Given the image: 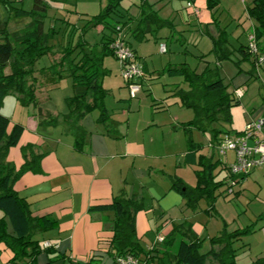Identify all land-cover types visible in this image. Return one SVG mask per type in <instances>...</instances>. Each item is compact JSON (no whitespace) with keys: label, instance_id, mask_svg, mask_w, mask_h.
<instances>
[{"label":"trees","instance_id":"1","mask_svg":"<svg viewBox=\"0 0 264 264\" xmlns=\"http://www.w3.org/2000/svg\"><path fill=\"white\" fill-rule=\"evenodd\" d=\"M13 1L15 0H0L8 13L7 18L0 23V212H2L0 243L6 244L14 253L6 264H38L37 257L41 252L55 255L57 250L53 244L42 245L35 235L57 228L58 221L49 215H34L31 204L19 194L14 184L28 171H41V162L46 152L37 151L35 144L30 143L23 147L25 162L20 169L6 161L8 150L19 144L25 127L16 123L10 129L11 120L2 112L5 98L8 95H15L22 105L34 107L40 126L56 125L62 117L74 135V147L83 151L89 136L83 120L92 112L98 110L97 121L106 124L109 131L116 130L113 125L115 121L105 102L108 90L103 86V79L111 73L104 65V58L108 54L117 58L112 44L118 33L122 31L124 43L131 47L137 61L140 62L131 40L144 42L151 37L157 39L162 29H171L174 24L171 18L161 16L150 0H139V12L135 15L121 8L123 0H106V6L101 12L87 18L83 26L78 27L79 33L76 38L70 40V37L66 44H61L52 42L59 32L57 25L45 28L51 0H33L32 9L15 6L12 4ZM62 1L75 3V0ZM188 2H191L192 6H188ZM219 2L220 0H207L208 8H217ZM187 6L193 7L192 0L187 1ZM247 8L254 25L250 34V37L254 35L253 42L248 38L246 44L242 43L233 49V46H230L229 34L216 19H212L206 25L207 33L213 39V50L219 58H229L238 49L243 57L257 68L264 64H259L260 59L264 57V0H253ZM23 19L26 26L10 30L11 22L19 23ZM59 19L65 23L68 21L67 17ZM98 27H101L99 40L91 42L87 34ZM58 45L61 47L58 48ZM99 45L101 49L98 48ZM45 54L50 56L51 66L37 69V61ZM56 54L60 56L57 57ZM164 72L170 76L181 77L187 84V87L176 86L174 90L184 106L195 110V118L182 123V127L186 131L188 144L185 161L199 167L196 171V186H191L182 178L174 176L171 177V188L182 195L187 208L193 211L198 210L200 201L205 198L207 200L205 210L215 215L218 189H222L226 184V195H229L228 189L233 186L232 182L242 183L254 170L247 174L234 175L229 170L231 155L226 161L220 158L214 160L215 147L226 134L231 133L232 107L240 103V96L237 91L229 90L218 69L207 66L198 72L188 67L186 63H170L164 68ZM67 76L73 80L74 94L66 98L68 111L64 114L55 113L46 107L51 102L46 87ZM145 80L146 74L143 72L135 81L140 84L141 90ZM126 85L128 86L127 83ZM129 95L132 97L131 92ZM215 123L221 126L214 127ZM194 129L210 133L211 140L208 144L214 143L213 147H210L212 155L201 153L203 144L194 139L192 134ZM221 133H224V136H220ZM218 164L227 170L226 180L216 181L214 170ZM142 208L143 199L137 195H118L109 203L90 207L92 212L108 210L115 212L112 221L113 235L107 244V251L113 259V264H116L118 257L127 254L133 255L143 264H237L238 248L234 242L256 228L254 224H249L233 231L221 230L219 234L210 238V249L202 252L206 238L197 235L190 221H183L173 225L171 233L163 242H156L145 248L139 240L136 221L137 214ZM8 223L11 225V232L8 230ZM175 243L178 246L177 250L169 249ZM162 245H165L164 251ZM251 264H264V256L257 257Z\"/></svg>","mask_w":264,"mask_h":264},{"label":"crops","instance_id":"2","mask_svg":"<svg viewBox=\"0 0 264 264\" xmlns=\"http://www.w3.org/2000/svg\"><path fill=\"white\" fill-rule=\"evenodd\" d=\"M192 2L193 7L187 6L188 12L194 14L197 27L205 33L208 27L203 26L199 9L195 14V0ZM189 13L186 15L188 18ZM245 33L243 31L238 34V41ZM137 43L139 47L136 53L143 62L141 50L145 49L144 42ZM150 69L149 62L145 60L143 70L146 77ZM116 80L121 87L124 85L120 76ZM121 87H118L119 91L113 90L120 101H115L113 108L106 102L116 130L109 131L106 124L98 122L99 114L94 116L93 123H89L88 115L83 120V125L89 131L83 151L74 147V135L62 117L59 119V127L62 129L60 134H47L48 130L43 132L45 127L41 129L39 125L34 107L29 106L25 113L24 110L19 111L21 116H18V103H15V109L10 115L5 101L8 96L4 100L2 112L11 120L10 129L16 123L25 127L19 144L8 150L6 161L20 169L25 162L23 147L30 143L35 144L37 151L46 152L41 162L42 170L28 171L14 184L19 194L31 204L34 215H49L58 221L57 228L35 235L38 239L42 236L39 239L42 245L53 244L57 250L55 255L41 252L37 257L38 264H102L104 254L101 251L107 252V244L113 235L115 212H92L90 207L109 203L118 195H137L143 199V208L136 218L137 233L141 242L149 238L144 242L148 247L155 243L156 237L168 236L173 225L183 221H190L199 237L210 239L217 235L213 232L216 231L213 223L215 219L200 213L194 216L188 214L191 209L187 208L184 198L171 188V177L174 176L196 186V171L199 169L197 165L185 161L188 144L186 147L183 144L184 140L187 142V134L183 133L181 138L177 117L171 115L167 122L162 113L170 109L160 104L162 110H157V107H153L154 102L148 103L151 107L150 115L142 113L140 103L129 100L127 105L129 91ZM51 103L46 107L57 113ZM196 135L197 131L193 130L194 139L201 142ZM43 147H46L45 151ZM183 162L190 168L182 166ZM193 212L197 213L198 210ZM8 230L12 231L9 223ZM177 247L175 243L169 249L176 251ZM13 255L6 244L0 243V264H6ZM110 264H113V259Z\"/></svg>","mask_w":264,"mask_h":264},{"label":"rangeland","instance_id":"3","mask_svg":"<svg viewBox=\"0 0 264 264\" xmlns=\"http://www.w3.org/2000/svg\"><path fill=\"white\" fill-rule=\"evenodd\" d=\"M138 1L139 0H123L121 8L125 12L130 11L132 15H135L139 12ZM187 1L188 0H150L161 16L173 20L174 27L171 28L172 30L170 28L162 29L157 39L151 37L149 40L144 41L143 46L145 49L141 50L142 61L144 62L147 60L151 69L147 73L143 89L136 97H131L130 95L126 97L127 105L129 100L138 104L140 103L142 105V113L146 112V115H150L151 111L150 104L148 103L154 102L153 107H157V110H162L160 104L168 106V110H170L162 113L164 118L169 122L171 115L177 117L179 121L177 127L180 136L183 133L185 135L186 131H184L183 127H180L182 125L181 121L188 122L194 119L195 110L191 107L184 106L173 89L176 88V86L187 87V84L181 77L166 74L164 68L170 61L171 64L186 63L188 67L196 69L198 72L203 71L208 66L216 70L218 69L225 83L228 84L229 90L237 91L240 96V103L232 107L233 122L230 126L231 134L236 135V132L246 127L251 116L254 117L264 114V64L254 68L252 62L247 58L245 59L238 49L229 58H219L213 50V39L210 34L207 33L206 30H204L205 33H202L199 27H197L198 22L194 14L188 12ZM252 1L253 0H220V4L217 8L209 9L207 0H195V6L196 9H199L201 12L200 20L203 22V26L206 28L209 21L216 19L220 26L229 34L230 46H233V49H235L242 43L246 44L248 40L247 36H249L253 42L254 35L250 37L253 30V20L250 18L247 8L248 5L252 4ZM33 2V0H15L12 4L26 9H32ZM106 2V0H75V3H68L62 0H51V6L46 16L45 28L48 29L51 26L57 25V29H59L58 34L52 39V42L66 44L70 37V40L76 38L79 33L78 27H82L87 18L101 12L106 6ZM58 10L60 12L57 13ZM188 13L190 18L186 17ZM7 16V11L0 3V23L4 21ZM66 17L70 23H68V21L65 23L64 20H58V18L62 19ZM24 26H26V21L24 19L19 23L14 21L10 23V30H18ZM211 27L215 29L214 26ZM100 31L101 27L96 28V30H91L87 34V38L91 42H97L99 40L98 34ZM243 31L249 33H245V36L238 41V34ZM131 41L134 47L138 49L139 44L134 40ZM162 44L166 45V52L161 51ZM57 47L60 48L61 46L58 45ZM98 48L101 49V46L99 45ZM56 55L57 57L60 56V54ZM104 59L106 64H104L105 67L111 68V73L106 75L103 79V86L108 90L105 102L111 104V108H113L116 104L115 101H120V97L117 98V93L114 94L113 92V90H115V92L119 91L121 87V84L117 83V77L120 76L124 81V85H122L121 88L127 89L129 92L130 89L126 85L122 75L120 60L110 54ZM143 62H141L142 65ZM51 64L52 61L50 56L45 54L37 61L36 68L48 67L51 66ZM46 88L51 97L52 107L60 114L66 113L68 111L66 98L74 94L72 78L69 76L64 77ZM118 93L120 94V92ZM122 94L125 96L124 92ZM5 101H7L6 109L9 111L8 114L10 115L15 109V103H18V112L16 113L18 116H21L19 111L24 110L25 113L26 108H28L22 105L14 95H8ZM55 103L56 106H53ZM98 114V110L89 114V123H93L92 119ZM220 126L221 125L218 123L214 124V127ZM41 129L43 132L48 130L46 132L47 134H60L62 131L61 127H59V123L56 125L49 124L42 126ZM194 131H197L196 138H199L201 142H203V146L200 150L201 153L212 155L213 151L208 144L211 140L210 133H205L197 129H194ZM223 134L224 133H221L220 136H224ZM186 144L187 142L184 140L183 146L186 147ZM45 148L46 147L42 148L43 151H45ZM215 153L214 160L216 161L221 154L219 155L218 152ZM229 155H231L230 159H232L234 152L229 151ZM179 157L182 158L183 156L180 154ZM182 166L187 169L190 168L185 165L184 162ZM227 174V170L223 168L221 164H218L214 170L216 181L226 180ZM226 187L227 185L225 184L222 186V189L219 188L217 191L219 196L216 199L215 215L205 210L207 207V200L205 198L200 201L197 213H194L193 210H189L188 214L190 213V215L193 214L192 216H194L200 213L202 216L206 215L208 218L215 219L213 223L215 224L216 231L213 232L216 234H218L219 230L220 232L224 229L233 231L235 228H242L249 224H254L256 226L254 231L245 234L234 242L235 247L238 248V253L236 255L237 264H250L255 257L257 258L260 254L264 255V228H261L264 224V167L254 169L242 183L238 182L234 186V190L229 193V195H226ZM203 207L205 208L203 209ZM260 215L262 216L260 217ZM39 239L41 240L42 236H39ZM146 239L148 240L149 238L146 237L141 242L145 248L147 246L144 244ZM209 240L210 239L205 240L201 249L202 252H206L210 249ZM101 252L104 254L102 257V264H110L112 259L111 255L108 251L105 253L103 251Z\"/></svg>","mask_w":264,"mask_h":264},{"label":"built area","instance_id":"4","mask_svg":"<svg viewBox=\"0 0 264 264\" xmlns=\"http://www.w3.org/2000/svg\"><path fill=\"white\" fill-rule=\"evenodd\" d=\"M188 6H192L188 2ZM196 14L198 13L195 9ZM120 30V28H119ZM123 34L120 31L117 38L113 41L112 47L115 49V55L120 60L122 65V75L125 82L128 84L132 97L141 91V86L137 81L143 75V65L137 61L136 54L130 46L126 45L122 38ZM256 45L253 43V47ZM166 45H161V51L166 52ZM264 63V57L259 61V64ZM214 145L209 144L212 148ZM216 152L220 155L219 158L226 161L229 157V151L234 152V159L229 163L231 174L240 175L247 174L251 170L264 167V116H251L244 130L241 133L232 135L228 133L215 147ZM233 186L228 189V193L234 190L237 184L233 181ZM164 236H158L156 242H163ZM116 264H143L139 259L131 254L122 255L117 258Z\"/></svg>","mask_w":264,"mask_h":264}]
</instances>
